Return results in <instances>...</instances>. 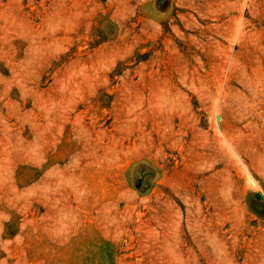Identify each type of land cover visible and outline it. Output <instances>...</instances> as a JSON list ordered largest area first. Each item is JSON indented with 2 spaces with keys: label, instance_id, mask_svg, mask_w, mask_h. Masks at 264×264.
<instances>
[{
  "label": "rangeland",
  "instance_id": "374dc122",
  "mask_svg": "<svg viewBox=\"0 0 264 264\" xmlns=\"http://www.w3.org/2000/svg\"><path fill=\"white\" fill-rule=\"evenodd\" d=\"M0 264H264V0H0Z\"/></svg>",
  "mask_w": 264,
  "mask_h": 264
}]
</instances>
